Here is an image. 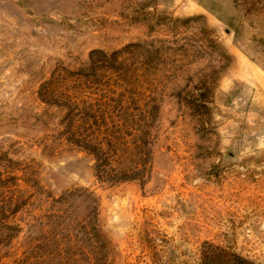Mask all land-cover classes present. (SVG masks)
I'll list each match as a JSON object with an SVG mask.
<instances>
[{"label":"rangeland","instance_id":"1","mask_svg":"<svg viewBox=\"0 0 264 264\" xmlns=\"http://www.w3.org/2000/svg\"><path fill=\"white\" fill-rule=\"evenodd\" d=\"M132 42L157 59L102 83L149 160L99 180L68 140L72 72ZM0 264H264V0H0Z\"/></svg>","mask_w":264,"mask_h":264},{"label":"trees","instance_id":"2","mask_svg":"<svg viewBox=\"0 0 264 264\" xmlns=\"http://www.w3.org/2000/svg\"><path fill=\"white\" fill-rule=\"evenodd\" d=\"M198 16L187 17L183 19H174L180 21L192 20ZM201 17V16H199ZM207 39L212 43L213 38L207 36ZM216 45V44H214ZM159 49L149 48L141 43H129L120 49L112 52H106L101 49L91 50L89 53V61L87 68L73 71V84H75L71 102L68 108V140L75 146L83 148L93 158V169L96 178L109 182H122L134 179L143 180L145 167L149 160V150L147 148L148 141L144 136H131L134 145L129 147V142L123 134V130L128 127H134L132 121L126 124L120 120L112 121L111 125L114 128L115 135L109 131L110 123H108L111 114L123 113L126 118L132 116L129 113L131 102L123 100L126 90L119 88V91H114L116 96L113 98L110 92H107L106 85L102 81L109 82L111 78L121 79L122 81L131 78L132 73L137 70V64L134 60L139 55L141 56L140 65L148 66L153 59H157ZM220 57L226 59L228 56L224 52H219ZM221 68V67H220ZM103 79V80H102ZM99 82L98 88H95L94 83ZM93 86L97 99L89 98L90 92L85 89ZM127 103V104H126ZM195 110L200 111L202 107H206L203 100L194 101ZM137 126L140 128L147 123L146 118L136 120ZM130 125V126H129ZM116 128V129H115ZM121 151V155L128 158L132 164L129 167L113 166L114 155ZM92 217H96L94 210L91 213ZM92 231L97 232L96 227L92 224Z\"/></svg>","mask_w":264,"mask_h":264}]
</instances>
